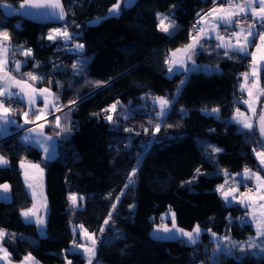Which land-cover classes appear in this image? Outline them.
I'll return each instance as SVG.
<instances>
[{
  "label": "trees",
  "instance_id": "obj_1",
  "mask_svg": "<svg viewBox=\"0 0 264 264\" xmlns=\"http://www.w3.org/2000/svg\"><path fill=\"white\" fill-rule=\"evenodd\" d=\"M19 2L0 0V5ZM117 2L62 0L66 22L59 27L75 37L72 44L84 45L78 53L66 51L60 38L52 42L46 38L52 25L5 18L0 9V31L9 33V45L32 50L24 59L17 54L24 63L15 74L35 87L49 88L61 107L75 101L60 117L71 131L58 136L55 118L43 129L56 136V157L43 159L42 152L18 134L0 140V156L8 161L0 166V184L9 185V199H0V230L6 234L1 241L9 260L31 255L39 264H62L65 258L84 264L81 253L70 249L72 242L79 241L78 233L72 231L78 225L97 237L96 263L264 264V252L247 248L242 251L230 245L232 254L219 251L214 257L212 253L220 241L212 233L238 242L254 232L240 204L225 203L214 188L223 181L225 171L232 175L251 168L264 177V166L258 164L255 153L256 147L264 151V146L255 127L244 131L230 121L241 107L232 99L242 96L238 85L251 57L225 56L224 50L208 53L202 47L196 61L214 62L216 71H193L178 88L182 73L168 76L165 60L186 45L190 23L214 4L212 0H131L118 15L107 16ZM157 13L175 21L171 34L158 30ZM80 54L88 61L75 73L73 60ZM30 72L43 79L31 81L25 75ZM259 78L264 87V67ZM156 97L171 101L159 118L152 104ZM263 100L264 93L259 104ZM117 102L116 112L108 113ZM214 108L219 111L212 113ZM107 114L114 123L105 118ZM157 123L160 130L153 135ZM207 144L220 151L212 152ZM140 155L129 184V173ZM21 161L43 169L48 209L42 235L35 222L21 217L32 203L23 185ZM71 195L77 197L76 207L70 203ZM115 202L111 220L101 233ZM167 212L175 214L181 228L199 225L202 231L196 244L186 243L185 238L149 235Z\"/></svg>",
  "mask_w": 264,
  "mask_h": 264
},
{
  "label": "snow or ice",
  "instance_id": "obj_2",
  "mask_svg": "<svg viewBox=\"0 0 264 264\" xmlns=\"http://www.w3.org/2000/svg\"><path fill=\"white\" fill-rule=\"evenodd\" d=\"M228 7L226 9H222L220 7H214L209 13L200 14L198 13L199 20L196 25H194V29H197L195 34L190 33V43L185 45L183 48L176 49L174 52L170 53V58H166L165 63L169 65L168 71L170 74L174 73L179 69H183L187 72L189 69L187 67V62H192V67L195 68V62L193 57L196 55L197 50L203 47L204 42L206 39L212 37L213 33H215V39L219 41L217 43V48L224 49L225 56H229L231 53L237 54H249V48L253 43V40L256 36H259V43L256 44V51L261 52L259 59L257 58L256 52H251L252 56V76H257V70L264 64V0H243L242 3H237L236 0H227ZM257 3L258 7H254L253 4ZM125 5L130 4L131 0H124ZM214 5L216 4V0H213ZM27 7H34V8H49V9H59L58 18L64 19V12L63 8L61 7L59 0H43V2L35 3L33 0H24V3L20 4L19 10H24ZM0 7H4L6 9L10 8L9 5L2 4ZM120 11V0L116 5H113L111 9H109V13L112 15H118ZM251 13V18L249 20L248 13ZM214 13H220L218 15H214ZM28 14V13H22ZM211 17V19H209ZM157 28L158 30L171 34V32L177 27L175 21L170 19L169 16L164 15L162 13H157ZM201 21L204 22V25L201 26ZM259 26V31H256L257 27ZM220 28H224V32L221 33L219 31ZM235 29V30H232ZM0 38L3 41H8L10 39L9 33L7 31H0ZM57 38H62L65 41H72L75 37L68 32L67 28L63 30L60 28H56L51 30L50 34L48 35V40H56ZM84 45L83 44H75L74 48L77 52L82 51ZM9 51L3 44H0V123L5 125H17V122L14 119H11V116L17 112L14 107H6V101L11 100L12 97H17L21 102L23 100H27L28 104V111H24L22 116L24 118V124L33 123V121L29 120L28 117L30 115H35V119L37 121L45 120L47 115L52 114V110L55 111H62V108L57 105L56 101L59 99L57 96L50 92L49 88H40L37 89L33 87L31 84L27 83L23 78L16 79L15 77L9 75L7 71V58L6 53ZM22 54L25 57H30L32 55L31 49L22 50ZM179 54V57H178ZM85 63L84 60L79 61L78 63L73 64L74 70H82V65ZM22 64L21 62H15V69L14 71L19 72ZM36 67V66H34ZM27 77L31 79L33 82H38L43 79V77L34 75L33 73L25 74ZM245 76V80L248 79L247 74H243ZM183 83V81H182ZM255 84V81L253 82ZM13 87L19 88V92H13L11 89ZM245 87L244 84L241 85V89L243 90ZM25 88L31 89L30 92H25ZM264 91V90H261ZM47 94V95H45ZM253 95L251 89H249V96ZM48 96H51L52 99L49 101ZM43 97L45 106L43 109L38 110V114L32 111L33 106L37 103L39 98ZM70 104H75V101H70ZM155 103L159 105L160 111L157 113V117H163L166 114V111L171 103L169 99H165L164 97H156ZM245 103H248L245 101ZM118 107L117 104H113L107 110L108 113L116 112ZM251 108V105L249 106ZM219 109H212V113H217ZM243 113H239L237 110V114L233 116V120L241 125L244 129L253 130L254 125L250 123L247 118L241 119L243 117ZM105 118L110 122L114 123L113 116L111 114H107ZM55 126L60 129V132L57 135H61V133H66L71 131L69 127L64 126L61 123V118L57 116ZM17 127L23 128V125H17ZM39 131L34 128L27 129V134L22 137V140L25 143H35L39 147L43 148L45 153H49V147L47 146V141L52 140V137L44 136L43 128L44 124H39L38 126ZM160 130V124L157 123L155 126V132ZM125 131H130L125 129ZM147 131V129H145ZM259 131L260 135L264 137V113H261L259 117ZM42 137V138H41ZM212 152H218L220 149L212 147ZM257 157L261 159V163L264 164V152H257ZM8 161L3 157L0 156V165H6ZM32 168L37 169L40 174L42 175L43 169L40 168L39 164L30 165ZM21 167H23V162L21 163ZM135 169L131 173H129V184L133 182V178L135 176ZM199 169H197V173H199ZM227 175V173H225ZM250 175H255L251 173L249 169L244 170L243 176L245 178L249 177ZM257 180H260L262 184H264V180H261L260 177H257ZM227 182V181H226ZM128 185H125L127 187ZM28 187H32L31 184ZM224 186L220 185L217 188V191H220ZM0 190L7 193L9 191V185L7 184H0ZM237 189L233 188L228 192H222V196L227 202H231L229 197L232 199H237L235 193H237ZM35 196V193H33ZM239 196H245V193H239ZM83 200V197L79 198ZM261 201H264V194L259 196ZM70 203L73 207L77 206V197L75 195H71L69 197ZM119 197H117V201ZM239 203L244 205L246 208L248 205L245 203V200H239ZM35 207V205H34ZM131 207V205H130ZM264 207V205H261ZM116 208V204L113 203L112 210L109 212L108 217L105 219L104 224L108 225L111 217L113 215V211ZM22 215L29 219L31 216L35 215L33 209H28L25 212H22ZM264 216V214H262ZM253 222H257V217L255 215L252 216ZM38 225H43L44 219L42 217H38L36 220ZM82 228V226H81ZM173 230L180 233L181 238H186V243L189 244H196L199 240L201 234V228L199 225L194 227L192 231H184L183 229L176 228L175 224V214L172 213V228H168L164 226L163 228H157L156 232H163L165 234L171 233ZM101 233L104 231V227L102 226L100 229ZM5 232L0 230V239L5 236ZM84 235L87 237L88 240L91 241V246L86 247L83 245L76 244L75 241L73 242L75 248H83V253L88 259V264H93V258L96 254V238L94 235L88 234L87 231H84ZM212 237L214 240L220 241H228L230 238L225 236L221 238H217L215 233H212ZM157 239L168 238L167 236H157ZM259 241V243L257 242ZM233 247L237 246L235 243L232 244ZM241 250H245V246L243 244L239 245ZM248 248H258L261 252H264V219L259 222V226L257 228L256 238L250 240L247 245ZM218 251H226V248H223L219 243L217 245ZM0 260L7 259L8 252L6 249L0 245ZM33 258L29 255L24 258V261L32 260ZM24 264V262H22ZM67 264H72V261H67Z\"/></svg>",
  "mask_w": 264,
  "mask_h": 264
},
{
  "label": "crops",
  "instance_id": "obj_3",
  "mask_svg": "<svg viewBox=\"0 0 264 264\" xmlns=\"http://www.w3.org/2000/svg\"><path fill=\"white\" fill-rule=\"evenodd\" d=\"M242 2H243V0L241 2H237V3H242ZM212 3H213V0H212ZM253 6L254 7H258V4L254 2ZM214 7H220L222 9H226V7L222 5V3H218V0H216V4L215 5L213 4L204 13H209ZM218 14H220V13H214V15H218ZM248 14L251 16L250 11H249ZM209 19H211V17H209ZM200 23H201V26L204 25V22L203 21H201ZM259 30L260 29H259V26H258L257 29H256V31H259ZM219 31H220V29H219ZM190 42L191 41H190V37H189V41L186 43V45L189 44ZM217 43H219V41H217L215 39V33H213V35H212L211 38L206 39V41L203 44V47L206 49V51L208 53L211 50L212 51H218V52H219V50H224L222 48H217V46H216ZM258 43H259V36H256L254 38V40H253V43L251 44V46L249 48V54L248 55L251 57L250 58V61H249V66H248L249 68H248V70L246 72H244V74H247L248 79L245 80V76L242 75V80L240 81V83L238 85V89H239L240 94L242 95L241 97L243 98V102L241 103V107L240 108H237V109L234 110V112H233V114L231 115V118H230V121L231 122H234V124H236L240 129H242L244 131L245 130L246 131H249V129H244L241 125L237 124L233 120V116L235 114H237V110H239V113H243L244 114V116L241 117V119L247 118L248 121L250 123H253V125H254V121L253 120H254L255 114L257 112V107L259 105L260 98H261V96L264 93V91H261V90H264V87H261L260 86L259 74L256 77H253L252 76V72H253V68L251 66L252 65V56H251L250 53L251 52H256L257 58L259 59V57L261 55V52H257L256 51V44H258ZM7 44H8V42H7ZM15 46L18 47V45H12L11 47L14 48ZM184 46L185 45L180 46V47H178L176 49L183 48ZM174 51L175 50H173L172 52H174ZM170 53L168 54L167 58H170ZM178 57H179V54H178ZM6 58H7L8 61H9V58L11 59V50L8 51V53H6ZM193 60H194L195 65H196L195 68L192 67V62L189 61V62H187V67L189 69L187 72H185L183 69H179V70L175 71L172 74H175L177 72L178 73H182V78H184V77H186V75L188 76V74L191 73V72H193V71L201 70L203 68V66L207 67L208 69L209 68L210 69H213V71H216V69H217V67L215 66L214 62H209V63L197 62L195 56L193 57ZM167 66H169V65L167 64ZM263 67H264V64H261V66L257 70V73H259V71H260L259 69H261ZM8 73H9V75L15 77L16 79H21L22 78V77L16 75L15 73L13 74L12 71H9ZM23 80H25L27 83H29L33 87H35L26 78L25 79L23 78ZM254 81H255V84L253 83ZM242 84L245 85V87H244L243 90L241 89V85ZM35 88L40 89V88H46V87H38V86H36ZM249 89H251V91L253 93V95L251 97L249 96ZM11 91H13V92H19V88L13 87L11 89ZM30 91H31V89L25 88V92H30ZM50 92L52 93L51 90H50ZM45 95H47V94H45ZM11 99L14 100V101L16 99V101L21 102L17 97H12ZM48 99H49V101H51L52 97L51 96H48ZM245 101H247L248 103H245ZM22 103H24V105H27V106H25V111H28L27 100L26 99L23 100ZM56 103H57V101H56ZM57 105H58V103H57ZM250 105H251V108L249 107ZM5 106H6V104H5ZM44 106H45L44 98L41 97V98H39L37 100V103L33 106L32 111L34 112V111H37L39 109H43ZM37 114H38V112H37ZM34 117H35V115H30L28 117V119L31 120ZM11 119H14L17 122V125H23V128L27 125V124L26 125L24 124V118H23L22 114H15V115L13 114L11 116ZM17 125H7L3 129L2 128V123H0V140L3 139V138H5V136H8L10 134H13V135L18 134V136L21 138L22 134H26L27 133V129H29V128H27L26 130H19L21 128L20 127H17ZM30 144H32V143H30ZM257 152H264V151L262 149H258L256 151V153ZM256 157H257V155H256ZM257 160H258V164L259 165L264 166V164L261 163V159H259L257 157ZM22 162H23V167H21V163ZM19 164H20V172H21L22 179H23V185L26 187V190L28 192V195L32 197V203L30 204L29 208L23 210L22 212H25L28 209H33V211L35 212V215L31 216L29 219H26L22 215V212H21V217L24 218V220H26V221H29V222L32 221V222H35V223H36V220H37L38 217H42L44 219V223H43L42 227L40 228V225H38L36 223L38 232H39L40 235H42V234L45 233V228L44 227H45V221H46V218H47L46 217V214H47V209H48V206H46V197L44 196V185H43L44 174L42 173V175H41L40 172L37 169L32 168L30 166V165H33V164H36V163L21 161ZM0 166H6V165H0ZM247 169H249L250 172L251 173H254L255 175H250L249 177L245 178L243 176L244 170H245L244 169V170H241L243 177L237 176L235 178L236 180L234 182L236 183V185L238 187L237 188L238 191L240 190V192L245 193V195L251 194L253 196V198H254L253 200L252 199L251 200L249 199L248 202H245L248 205L247 208L244 205H242L241 203H239L240 204V207L242 209H244V215H243L244 216V220L247 221L248 223L250 222L251 227H252V230H254V232H253V235L254 236H252V235L249 236V237H252L251 239H253V237L256 238V233H257V228L259 226V222L262 219H264V216H262V214H264V207H261V205H264V201H261L259 199V196L262 195V194H264V184H262L260 180H257V177H260L261 180H264V177L262 175H260L259 172H256V171H254L251 168H247ZM35 181L37 183H39V185H41L40 195H38V193L36 191L37 185L34 183ZM30 183L32 185L31 188L30 187H27L25 185V184H28L29 185ZM220 185H221V183L220 184H217L214 187L216 191H217L218 186H220ZM247 186L251 190L246 191ZM220 191H217L218 194H219ZM33 193H35V196L33 195ZM6 194L7 193H5V195ZM34 205H35V207H34ZM253 215H255L257 217V222H253V220H252V216ZM249 237H247L246 239H249ZM236 248H238V245H237ZM260 251H259L258 248L251 249V252H253V253H260Z\"/></svg>",
  "mask_w": 264,
  "mask_h": 264
},
{
  "label": "rangeland",
  "instance_id": "obj_4",
  "mask_svg": "<svg viewBox=\"0 0 264 264\" xmlns=\"http://www.w3.org/2000/svg\"><path fill=\"white\" fill-rule=\"evenodd\" d=\"M242 0H239V2H241ZM118 3V2H117ZM116 3V4H117ZM116 4H114V5H116ZM223 6H225L226 8H227V6L225 5V4H222ZM125 6V3H124V0H120V10L123 8ZM113 6H111L110 7V9L112 8ZM120 12V11H119ZM164 15H166L165 13H163ZM203 14H205V13H203ZM109 15H112V14H110L109 13V11H108V13H107V16H109ZM156 17H157V15H156ZM63 24H65V23H63ZM62 24V25H63ZM56 28H60V29H64L63 28V26L62 27H59V25H55V26H52L51 28H49L47 31H46V34H45V36H46V38L48 37V35L50 34V32H51V30H53V29H56ZM2 31V30H1ZM69 32V31H68ZM70 33V32H69ZM61 39V41L62 42H64V46H65V49H66V51L68 50V51H70L71 53H78L76 50H75V48H74V45L75 44H72L71 43V41H65V40H63L62 38H60ZM50 41V40H49ZM52 41H54V40H51L50 42H52ZM0 44H3L6 48H8L9 49V51L11 50V59L9 58V61L7 60V71L9 72V71H12V73L14 74V73H16V71H14V69H15V62H17V61H19V62H21V64H23L24 63V60H21V59H19V57H18V55L19 56H21L22 57V59H24L25 58V56L22 54V50H26V49H28V48H26V47H22V46H18V47H14V48H12L11 47V45H9V43L7 44V41H3L2 40V38H0ZM8 53V52H7ZM18 54V55H17ZM81 60H84L85 61V63L82 65V68H83V66L86 64V62L88 61V57H86V56H84V55H77V56H75V58H74V60H73V64H75V63H78L79 61H81ZM168 68H169V66H167V68H166V71H167V75L168 76H171L172 74H170L169 73V71H168ZM260 70V69H259ZM81 70H74V72L75 73H79ZM200 71H203V72H206V73H209V72H212L213 71V69H208L207 67H205V66H203V68L200 70ZM259 73H257V75H258ZM24 76V75H23ZM29 78V77H28ZM27 79V78H26ZM186 79H187V75H186V77H184V78H182L181 80H180V82H179V84H178V88H180L184 83H185V81H186ZM182 81H183V83H182ZM178 88H177V90H178ZM177 92V91H176ZM174 96H176V95H174ZM241 97V96H240ZM241 99L243 100V98L241 97ZM16 100V99H15ZM14 102V100H8L7 102H6V107H14L15 108V106L14 105H12L13 104V102ZM15 104V103H14ZM152 104L153 105H155V107L153 108L154 110H156V112H159L160 111V108H159V105L158 104H156L155 103V100H153V102H152ZM171 104V103H170ZM21 105V104H20ZM25 106H27V105H24V108L22 109L21 107H19V106H17V108H15L16 110H17V114H22L24 111H25ZM58 106H60L59 105V103H58ZM61 107V106H60ZM69 107H71V104H69V106L67 107H61L62 109H65V111L66 110H68L69 109ZM258 107H259V105H258ZM257 107V108H258ZM169 108V107H168ZM65 111L63 112V114H61V115H59V117H63L64 116V114H65ZM167 111H168V109H167ZM166 111V112H167ZM38 112V110L37 111H34V113H37ZM55 112V114L54 115H56V113H59V111H55L54 109L52 110V114ZM257 112H258V110H257ZM257 112H256V114H257ZM16 113H14V115L16 114ZM256 114H255V116H256ZM53 116V115H52ZM51 116V114L50 115H47L46 116V119L45 120H40V121H37L36 119H35V117L34 118H32L31 119V121H33V123H30V124H27L23 129L21 128V129H19V130H26L27 128H34V129H36L37 131H39V129H38V125L39 124H44V127H45V125L48 123V120L50 119V118H56V116H53L52 117ZM255 118V117H254ZM55 123H56V121H55ZM7 125H5V124H2V128L4 129L5 127H6ZM44 129V128H43ZM27 134V133H26ZM26 134H22V136H21V140H22V137L24 136V135H26ZM43 134H44V136H49V137H52V140H50V141H47L46 143H47V146L49 147V153H45L44 152V150H43V148H41V147H39L38 145H36L35 143H32V145L33 146H35L38 150H40V152H42V158L43 159H45V160H50L51 158H54V157H56V155H58V152H57V142L55 141L56 140V136L55 135H53V134H51V133H47V132H45V130H43ZM10 135H13V134H10ZM10 135H8V136H10ZM5 137H7V136H5ZM42 138V137H41ZM3 139H5V138H3ZM2 140V139H1ZM204 144H206V143H204ZM207 145H209V144H207ZM203 146V145H202ZM211 148L212 147H215V148H217L215 145H209ZM203 150L204 151H206L205 150V146H203ZM143 154V153H142ZM141 157V155L140 156H138L137 157V163L135 164V166L133 167V169L137 166V164H138V161L140 160L139 158ZM133 169H132V171H133ZM225 173H227L226 171L225 172H221V174H222V176L224 177V179H223V181L221 182V185H223L224 187L222 188V190L219 192V194H220V197L222 198V199H224V197L222 196V192H228V191H230L231 189H233V188H238L237 187V185H236V183L234 182L236 179V177L237 176H240V177H243L242 176V172L241 171H238V172H236L235 174H232V175H225ZM232 177V178H231ZM37 181V180H36ZM34 182L36 185H37V189H36V191H37V193H38V195H40V192H41V185H39V183H37V182ZM227 181V182H226ZM129 181L127 180V183H128ZM126 183V184H127ZM2 184H6V183H2ZM31 184V183H30ZM27 187H28V184H25ZM26 188V187H25ZM249 190H251L248 186H247V189H246V191H249ZM245 191V190H244ZM28 193V192H27ZM239 193H242V192H240V190L237 192V193H235L234 195H236V197H237V199H232L231 197H229V200L231 201L230 203H234V202H238L239 203V200H245V202H248V200L250 199H254L253 198V196L251 195V194H247V195H245V196H239ZM0 199L1 200H8L9 199V191L7 192V194L5 195V192H3V190H0ZM224 201H225V203H227V204H230L229 202H227L225 199H224ZM115 204H116V202H115ZM29 208V207H28ZM110 212V211H109ZM108 215H109V213L107 214V216H106V218L108 217ZM105 218V219H106ZM161 218H163L162 220L163 221H165V220H167V221H165L164 223H159V224H154L153 225V227L151 228V230L149 231V235L150 236H153V237H157V236H161V237H163V236H167L168 238H173V237H179V238H181V236H180V233L179 232H176L175 230H173L171 233H169V234H165V233H163L162 231L161 232H156L155 230L157 229V228H163L164 226H167L168 228H172V213H170V212H167V213H165V214H162V216H161ZM105 219H104V221H105ZM104 221H103V223H102V225L101 226H103L104 228L106 227V225L104 224ZM176 224V223H175ZM197 225H194L191 229H187V228H181L180 226H178L177 224H176V228H178V229H183L184 231H192V229L194 228V227H196ZM42 227V225H40V228ZM73 231V233H75V232H77L78 234H77V236H76V238L79 240L78 242H76L75 241V243L76 244H79V245H83V246H86V247H90L91 246V241L90 240H88L87 239V237L84 235V231H85V229L82 227H80V226H75V228L72 230ZM86 231H87V233L88 234H91V235H94L92 232H89L87 229H86ZM254 236L253 234H250L249 236ZM95 236V235H94ZM221 237H224V236H219V237H217V238H221ZM95 238H96V241H97V237L95 236ZM252 237H249V239H245V241L244 240H242V241H238V242H234L233 240H231V239H229L228 241H219L218 243L223 247V248H226L227 250L226 251H221V252H224V253H231L232 254V250H230V248H233V247H231L230 245H232L233 243H235L236 245H238V248H237V250H241V248L239 247V245H241V244H243L244 246H245V248H248L247 247V245H248V243L250 242V239H251ZM253 238H255V237H253ZM184 239V238H183ZM258 243H259V241H257ZM0 245H2L3 246V244H2V241H1V239H0ZM96 245H97V242H96ZM96 245H95V249H97L96 248ZM218 245V244H217ZM217 245L215 246V249H214V251L212 252L213 254H214V257L215 256H217V252H219L218 250H217ZM237 247V246H236ZM236 247H234V248H236ZM3 248L5 249V247L3 246ZM70 249H72V250H74V251H79L80 253H81V255H82V257H83V259H84V264H88V259H87V257L84 255V253H83V248H75L74 247V244H73V242L70 244ZM248 249H253V248H248ZM259 251H260V249H259ZM261 252V251H260ZM0 255H2V253H0ZM26 256H29V255H26ZM26 256H24L22 259H21V261H17V262H15V261H10L9 260V255H8V257H7V259H3V260H0V264H22V262H24V264H39L37 261H35V259L33 258V256H31L33 259L32 260H29V261H24V258L26 257ZM67 261H69L68 259H66L65 258V261H64V263H62V264H67ZM93 264H101V263H96L95 262V259L93 258Z\"/></svg>",
  "mask_w": 264,
  "mask_h": 264
},
{
  "label": "water",
  "instance_id": "obj_5",
  "mask_svg": "<svg viewBox=\"0 0 264 264\" xmlns=\"http://www.w3.org/2000/svg\"><path fill=\"white\" fill-rule=\"evenodd\" d=\"M35 3L43 2V0H33ZM24 3V0H21L16 6L9 5L10 8L6 9L4 7H0L1 12L5 18H11V17H17L19 19L27 20L29 22H35L40 25H59L63 24L66 21V10H64L62 5V0H59V3L61 7L63 8L64 12V19L58 18V12L59 9H49V8H34V7H27L24 10H19L20 4ZM22 13H28V14H22ZM258 112L254 118V127L255 132H257V137L259 143H261L264 146V137L260 135L259 131V117L261 113H264V100L259 104V107L257 108Z\"/></svg>",
  "mask_w": 264,
  "mask_h": 264
},
{
  "label": "built area",
  "instance_id": "obj_6",
  "mask_svg": "<svg viewBox=\"0 0 264 264\" xmlns=\"http://www.w3.org/2000/svg\"><path fill=\"white\" fill-rule=\"evenodd\" d=\"M236 2H239V0H236ZM218 3H222V4H225L227 7H228V2H227V0H218ZM204 12H201L200 14H203ZM248 16H249V20H250V18H251V16L248 14ZM198 20H199V17L198 16H196V18L190 23V29H189V37H190V33H192V34H195L196 33V31H197V29H194V25H196L197 24V22H198ZM232 30H234V29H232ZM220 32L221 33H223L224 32V28H220ZM233 102L234 103H236V104H238V103H242L243 102V100L241 99V97L240 96H235V97H233ZM13 102V101H12ZM15 103V104H14ZM21 104V105H20ZM12 105H14L15 106V108H17V106H19V107H21L22 109L24 108V103H22V102H18V101H14L13 102V104ZM65 111V109H62V111H59V113H56V115H54L55 114V112L53 113V114H51V116L53 115V116H59V115H61V114H63V112ZM52 116V117H53ZM258 149H257V147H256V149H255V153H256V151H257ZM161 223H162V221H161Z\"/></svg>",
  "mask_w": 264,
  "mask_h": 264
}]
</instances>
